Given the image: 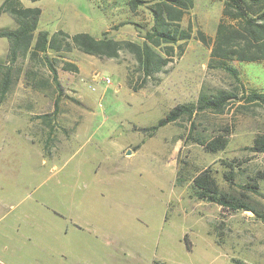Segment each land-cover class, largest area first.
I'll list each match as a JSON object with an SVG mask.
<instances>
[{
	"label": "rangeland",
	"instance_id": "obj_1",
	"mask_svg": "<svg viewBox=\"0 0 264 264\" xmlns=\"http://www.w3.org/2000/svg\"><path fill=\"white\" fill-rule=\"evenodd\" d=\"M19 1L40 8L35 33L141 43L153 22V0L135 10L129 0ZM224 1H194L181 21L193 30L183 52L147 79L129 52L100 58L72 48L47 52L58 86L42 55L10 62L0 37V88L6 71L11 79L0 98V264H92L89 245L117 239L125 247L97 264H264V153L251 150L264 106L230 101L151 129L201 93L264 91V62L232 61L237 81L210 66L195 37L214 36ZM15 24L0 13V29ZM64 60L79 71L63 70ZM215 140L223 144L211 151ZM203 171L249 209L198 199L193 177ZM57 239L76 256L39 243Z\"/></svg>",
	"mask_w": 264,
	"mask_h": 264
},
{
	"label": "trees",
	"instance_id": "obj_2",
	"mask_svg": "<svg viewBox=\"0 0 264 264\" xmlns=\"http://www.w3.org/2000/svg\"><path fill=\"white\" fill-rule=\"evenodd\" d=\"M195 0H153L147 5L152 15V25L142 36V42L119 40L107 37H95L87 32L68 34L57 30L50 34L39 30L38 21L41 14L39 7H25L19 0H3L0 13L6 12L15 21L13 29H0V37L8 39V58L14 62L18 57L29 55L35 59L39 55L47 61L52 78L58 86L57 72L47 52H65L76 48L79 51L100 58H117L121 52H129L138 64L144 79L160 72L173 60L175 53L183 52V43L192 37V25L181 26V21ZM147 3L145 0H129L131 10ZM221 18L218 21L214 36L205 34L197 29L195 37L210 49L211 67H219L239 81L238 71L232 61L264 62V0H225ZM213 63V64H212ZM62 69L78 72L79 67L67 60L62 62ZM11 79L6 71L0 88V98L7 92ZM234 99V100H232ZM241 101L239 107L247 105L264 106V91L246 90L240 94L218 91L215 94L201 93L197 103L178 104L151 129L176 122L185 115L206 109L222 111L233 101ZM197 141V140H196ZM223 143L219 140L211 142L210 150L220 148ZM251 150L264 153V133L257 136ZM193 187L198 199L215 202L230 211L249 209V206L233 194L219 189L207 171L193 177ZM264 219V218H263ZM186 246L189 248L186 237Z\"/></svg>",
	"mask_w": 264,
	"mask_h": 264
},
{
	"label": "crops",
	"instance_id": "obj_3",
	"mask_svg": "<svg viewBox=\"0 0 264 264\" xmlns=\"http://www.w3.org/2000/svg\"><path fill=\"white\" fill-rule=\"evenodd\" d=\"M39 31V30H38ZM116 240H108L106 241V243H99L98 248H100L99 251L95 250L94 248L96 247V244L89 245V248H93L92 251L90 250V254H88V259L90 261V263L92 264H97V262H107V260H109L112 256H114V252L116 250H114L113 248H124L125 245L123 243V241L117 239ZM42 246H46L48 247V251L49 248L51 247L53 249L52 253L53 254H58L61 256H71L74 257L77 254V249L74 251L69 250V244H65L64 242H62L61 240L57 239V242H39ZM48 254V252H47Z\"/></svg>",
	"mask_w": 264,
	"mask_h": 264
},
{
	"label": "built area",
	"instance_id": "obj_4",
	"mask_svg": "<svg viewBox=\"0 0 264 264\" xmlns=\"http://www.w3.org/2000/svg\"><path fill=\"white\" fill-rule=\"evenodd\" d=\"M106 80V79H105ZM109 79H107V81H108Z\"/></svg>",
	"mask_w": 264,
	"mask_h": 264
},
{
	"label": "water",
	"instance_id": "obj_5",
	"mask_svg": "<svg viewBox=\"0 0 264 264\" xmlns=\"http://www.w3.org/2000/svg\"><path fill=\"white\" fill-rule=\"evenodd\" d=\"M130 152H128V154H129Z\"/></svg>",
	"mask_w": 264,
	"mask_h": 264
}]
</instances>
